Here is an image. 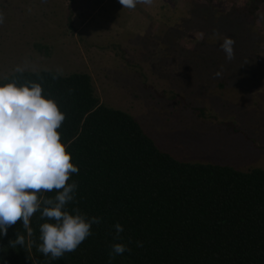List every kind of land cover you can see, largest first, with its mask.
I'll return each mask as SVG.
<instances>
[{
	"label": "rangeland",
	"instance_id": "374dc122",
	"mask_svg": "<svg viewBox=\"0 0 264 264\" xmlns=\"http://www.w3.org/2000/svg\"><path fill=\"white\" fill-rule=\"evenodd\" d=\"M186 1L0 0V78L18 65L88 72L101 101L174 158L264 168V1ZM181 18L190 22L174 29ZM224 36L235 40L231 61Z\"/></svg>",
	"mask_w": 264,
	"mask_h": 264
},
{
	"label": "trees",
	"instance_id": "16d2710c",
	"mask_svg": "<svg viewBox=\"0 0 264 264\" xmlns=\"http://www.w3.org/2000/svg\"><path fill=\"white\" fill-rule=\"evenodd\" d=\"M211 5L215 14L218 8ZM190 20L176 19L172 27L182 30ZM12 81L40 83L42 94L65 114L57 131L79 172L68 181L77 188L64 210L79 209L101 223L92 224L91 235L74 252L53 260L37 248L40 225L54 221L41 219L37 211L30 218L31 235L22 221L0 234V264H264V168L174 158L132 114L104 104L88 72L24 69L0 78V84ZM56 195L55 190L39 194L41 199ZM117 222L123 232L114 239ZM17 232L23 245L15 243ZM113 243L130 251L110 260Z\"/></svg>",
	"mask_w": 264,
	"mask_h": 264
},
{
	"label": "clouds",
	"instance_id": "9594fccd",
	"mask_svg": "<svg viewBox=\"0 0 264 264\" xmlns=\"http://www.w3.org/2000/svg\"><path fill=\"white\" fill-rule=\"evenodd\" d=\"M119 3L122 8L135 9L137 4L151 6L153 0H119ZM3 23L4 16L0 14V24ZM234 45L232 37H223L220 48L228 61L234 58ZM16 71L23 72L24 68L18 65ZM214 75L220 77L222 72ZM43 91L41 84L34 81L23 85L15 81L0 84V234L6 235L9 227L22 221L31 235L30 218L41 211V219L54 222L40 225L42 243L37 250L56 260L66 252H74L91 235L92 224L99 225L101 218H86L79 209H73L72 213L64 210L73 201L77 188L75 182L68 181L79 168L71 162V154L57 131L65 114ZM53 190L57 192L54 198H40V193ZM114 229V239H118L123 227L117 222ZM15 243H24L19 232ZM137 246L142 247L143 242L137 241ZM125 251H130L125 244L113 243L109 259Z\"/></svg>",
	"mask_w": 264,
	"mask_h": 264
}]
</instances>
